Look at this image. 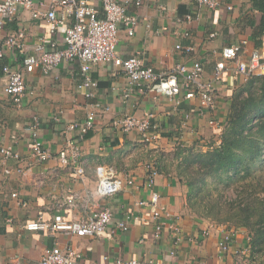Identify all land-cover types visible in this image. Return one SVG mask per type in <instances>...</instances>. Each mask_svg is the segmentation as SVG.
Instances as JSON below:
<instances>
[{"label":"crops","instance_id":"crops-1","mask_svg":"<svg viewBox=\"0 0 264 264\" xmlns=\"http://www.w3.org/2000/svg\"><path fill=\"white\" fill-rule=\"evenodd\" d=\"M35 1L40 6L50 0ZM93 1L100 9V1ZM228 5L231 10H227ZM257 5L264 7V0H223L217 10L199 8L193 0H144L139 8L131 4L129 11L137 15L140 23L132 37L124 30L119 33L117 50L123 58L140 54L145 65L158 72L170 70L175 63L191 65L199 61L204 80L209 81L226 47L241 46V59L252 53L264 56V11ZM40 9L45 11L47 6ZM189 14L195 16L192 22L185 20ZM1 20L0 16V51L5 55L0 59V149L12 146L24 161L6 163L14 170L23 168L21 173L5 176L0 170V264L12 260L39 264L45 249L54 245L77 249L84 264H103L104 257L109 258L107 264L118 258L136 259L139 264H253L250 254L245 253L249 247L247 230L229 229L198 217L187 207L185 187L174 173L160 171L155 186L146 187L147 166L154 164L159 170L163 167L160 159L165 153L160 152L179 148L205 151L221 145L231 97L245 78L231 69L225 72L223 80L215 85V109L200 113L198 98L183 100L175 107L166 97L137 91L124 100L127 78L106 64L94 66L92 77L98 89L95 99H87L79 88L81 67L75 61L58 66L50 75L39 70L26 74L27 94L19 105L4 93L1 67H20L23 59L41 45L46 49L53 45L64 48L67 24L52 28L23 9L14 20ZM20 34L22 37L16 38L20 48L5 46L12 36ZM212 34L215 37L211 38ZM178 44L194 50L183 53L176 50ZM96 101L109 110L98 113L94 129L81 141L79 162L84 174L78 175L59 163L58 155L65 142L62 129L84 121ZM56 115L60 123L55 122ZM148 115L155 135L152 142H145L138 131L123 132L113 126L124 116L144 119ZM34 117L41 121V138L51 155L42 164L31 152L30 124ZM213 120L216 124H211ZM102 166L113 168L120 176L131 175L136 185L115 196H101L97 170ZM152 191L161 196L164 225L159 238L154 235L152 213L145 204ZM13 193L18 197L13 198ZM69 198L74 199L73 206L67 204ZM103 208L112 212L114 221L94 238L26 229L28 222L38 219L52 223L57 214L67 221L83 222ZM119 221H127L129 230H116ZM172 224L179 233L171 228ZM229 232L233 235L231 249L222 254L219 244Z\"/></svg>","mask_w":264,"mask_h":264},{"label":"built area","instance_id":"built-area-1","mask_svg":"<svg viewBox=\"0 0 264 264\" xmlns=\"http://www.w3.org/2000/svg\"><path fill=\"white\" fill-rule=\"evenodd\" d=\"M100 9L93 0H50L46 5H37L35 0H1L0 16L2 23L12 21L21 9L28 11L34 19L48 23L52 28L66 25L65 47L58 49L55 45L50 49L39 46L35 53L28 54L18 68H12L5 64L3 70V90L15 103L21 104L27 94L26 74L37 70L45 75L53 74L58 66L70 62L78 61L81 67V83L79 88L83 90L87 99L96 98L98 82L92 77L94 66L100 64L111 65L123 73L128 85L123 94V99L128 100L135 92L145 94L152 92L157 96L166 97L168 102L175 107L181 105L183 100L192 98L199 99L198 112L212 111L216 106L215 85L224 78V73L232 70L237 76L248 79L250 77L264 76V56L252 53L249 57L241 59V46H230L223 49L222 61L216 63L212 80H204V68L201 62L196 61L191 65L175 63L170 70L158 72L154 68L145 65L140 54L123 58L119 55L117 46L119 33L124 30L128 37L134 36L140 20L136 14L130 13L129 7L134 4L142 7L144 0H99ZM151 1V0H150ZM199 8L210 10L219 9L223 0H193ZM47 9L41 10L40 7ZM232 6L228 5L227 10ZM198 16V15H196ZM195 16L186 15L185 20L192 22ZM1 23V24H2ZM188 37V33L185 34ZM12 36L6 41L5 46L20 48V43ZM215 34L211 35V38ZM176 50L183 53H191L192 46H182L178 44ZM4 51H0V59L4 58ZM232 65V66H231ZM93 109L87 113L86 119L81 123H70L64 125L62 129L65 138L64 146L59 152V163L67 168L76 171L78 175L84 174V169L80 165L82 158L81 141L94 129L99 112L109 110L100 101L93 104ZM151 115L147 118L139 119L134 116H124L114 121L113 126L123 132L138 131L145 142H152L155 135L152 132ZM60 123L59 115L54 118ZM211 124H216L214 120ZM219 128L220 125H216ZM224 127V125H223ZM41 121L34 117L30 124L31 132V152L37 163L42 164L51 158L49 151L45 148L41 138ZM78 132V135H74ZM14 160L24 161L21 153L12 146H5L0 149V170L5 176H10L14 172L21 173L23 168L11 169L7 162ZM98 193L101 196H115L126 187L135 186V180L131 175L120 176L113 168L102 166L98 170ZM160 172L154 164L147 166L146 187L152 189L156 184V179ZM13 198L18 194L13 193ZM161 196L158 192L152 191L148 201L145 203L152 213L154 223V235L159 238L163 234L161 222L162 208H160ZM69 206L74 205V199L67 200ZM113 214L107 209L93 212L86 221H67L62 214L55 216L54 222L47 223L42 219L31 221L26 224L28 231H53L69 232L73 236L80 238H94L101 236L113 223ZM11 223V221H9ZM143 223L149 221L143 220ZM116 230L127 231L129 225L127 221L116 223ZM171 228L179 233V229L172 224ZM113 231V230H112ZM114 232V231H113ZM205 235H208L207 233ZM251 240V238H248ZM233 242L232 233L223 235L219 248L222 254L229 253ZM174 252L171 253L173 255ZM80 251L73 247H61L54 245L45 249L39 264H84ZM108 257H104L103 264L108 263ZM153 264V262H150ZM7 264H21L18 260H12ZM112 264H139L136 259L118 258Z\"/></svg>","mask_w":264,"mask_h":264},{"label":"trees","instance_id":"trees-1","mask_svg":"<svg viewBox=\"0 0 264 264\" xmlns=\"http://www.w3.org/2000/svg\"><path fill=\"white\" fill-rule=\"evenodd\" d=\"M248 79L231 97L221 145L206 152L179 148L177 172L193 213L246 229L252 253L264 254V76ZM160 171L170 172L169 166Z\"/></svg>","mask_w":264,"mask_h":264},{"label":"rangeland","instance_id":"rangeland-1","mask_svg":"<svg viewBox=\"0 0 264 264\" xmlns=\"http://www.w3.org/2000/svg\"><path fill=\"white\" fill-rule=\"evenodd\" d=\"M248 80L249 79H245V81L241 84V86H244V84H246L248 82ZM197 150L203 151V149H201V148L200 149L198 148ZM207 150H205L203 152H206ZM178 151H179V149H170V150H166L164 152H160L161 154L165 153L164 155H162L164 157H162L160 160H162L161 162L163 163V166H166V164L170 165V168H169L170 171L172 173H174V175L178 178V180L181 183V185H183L185 187L186 199L188 201V193H189L188 185L186 184L185 179H181V176H179L178 172H177V165L181 161L180 160L181 158L177 157ZM229 194L232 195V192L229 191ZM194 213H195V211H194ZM224 225L226 227L229 226L228 224H224ZM230 229L236 230L234 227H231ZM247 233H248V238H249L250 237L249 232L247 231ZM250 241L251 240L248 239L249 247L247 248L245 253L246 254L247 253L250 254V260H251V262H253V264H264V254H257L256 252L252 253V249H251V246H250ZM249 250H250V252H249Z\"/></svg>","mask_w":264,"mask_h":264}]
</instances>
